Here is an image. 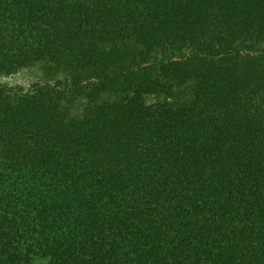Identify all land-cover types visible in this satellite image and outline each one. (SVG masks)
Returning <instances> with one entry per match:
<instances>
[{
    "label": "trees",
    "instance_id": "trees-1",
    "mask_svg": "<svg viewBox=\"0 0 264 264\" xmlns=\"http://www.w3.org/2000/svg\"><path fill=\"white\" fill-rule=\"evenodd\" d=\"M0 264H264V0H0Z\"/></svg>",
    "mask_w": 264,
    "mask_h": 264
},
{
    "label": "rangeland",
    "instance_id": "rangeland-1",
    "mask_svg": "<svg viewBox=\"0 0 264 264\" xmlns=\"http://www.w3.org/2000/svg\"><path fill=\"white\" fill-rule=\"evenodd\" d=\"M44 74L42 66H35L13 76L0 77V85L8 86L15 91H30L35 85L45 81Z\"/></svg>",
    "mask_w": 264,
    "mask_h": 264
}]
</instances>
